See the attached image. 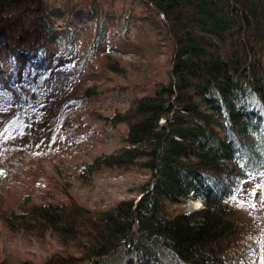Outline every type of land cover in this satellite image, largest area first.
Returning <instances> with one entry per match:
<instances>
[{
	"label": "trees",
	"instance_id": "16d2710c",
	"mask_svg": "<svg viewBox=\"0 0 264 264\" xmlns=\"http://www.w3.org/2000/svg\"><path fill=\"white\" fill-rule=\"evenodd\" d=\"M9 109L0 140L15 118L42 146L70 138L79 190L95 195L110 171L144 180L127 190L135 199L92 206L63 184L22 186L0 208V264L264 253V0H0ZM189 199L201 208L188 214Z\"/></svg>",
	"mask_w": 264,
	"mask_h": 264
},
{
	"label": "rangeland",
	"instance_id": "374dc122",
	"mask_svg": "<svg viewBox=\"0 0 264 264\" xmlns=\"http://www.w3.org/2000/svg\"><path fill=\"white\" fill-rule=\"evenodd\" d=\"M126 26L127 33L130 32V36L134 37V30L127 23ZM123 58L129 57L123 56ZM11 111L0 110V115H10ZM16 120L18 118H15L9 126L10 133H4L3 139L0 140V208L7 204L11 205L12 196L16 192L19 193L22 186L28 189L30 185L40 195L48 188L51 192L57 193L56 189H52L54 188L52 185H66L73 196L87 206H92L99 197L102 198L101 202L104 205H110L116 199L134 198L132 194L127 193V190L142 183L144 174L133 175L137 173L128 171L125 173L122 170L106 172L103 178L94 180L92 192L95 195H89L87 190H79L74 180V166L67 157L72 148L70 138L65 137L62 131L51 147H47L48 144L42 146L37 140L33 138L30 140L32 135H28V124L23 122L18 124ZM86 197L91 199L88 200ZM259 200L258 208L264 210V200ZM197 204L200 206L197 207ZM181 207L189 214L200 209L201 203L189 199L185 200ZM22 248L27 251L26 246ZM263 257L262 249L258 248L246 264H262Z\"/></svg>",
	"mask_w": 264,
	"mask_h": 264
},
{
	"label": "bare ground",
	"instance_id": "6f19581e",
	"mask_svg": "<svg viewBox=\"0 0 264 264\" xmlns=\"http://www.w3.org/2000/svg\"><path fill=\"white\" fill-rule=\"evenodd\" d=\"M129 29V28H128ZM131 30V29H130ZM129 32V31H128ZM128 34H130V32L128 33ZM135 35V34H134ZM129 36V35H128ZM261 180V179H260ZM109 207V206H108Z\"/></svg>",
	"mask_w": 264,
	"mask_h": 264
},
{
	"label": "snow or ice",
	"instance_id": "6c2138e0",
	"mask_svg": "<svg viewBox=\"0 0 264 264\" xmlns=\"http://www.w3.org/2000/svg\"><path fill=\"white\" fill-rule=\"evenodd\" d=\"M233 198H235V197H233ZM200 205L199 204H197V207H199Z\"/></svg>",
	"mask_w": 264,
	"mask_h": 264
}]
</instances>
